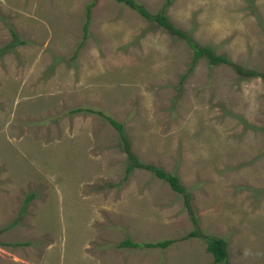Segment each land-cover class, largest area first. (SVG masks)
<instances>
[{
	"label": "rangeland",
	"instance_id": "1",
	"mask_svg": "<svg viewBox=\"0 0 264 264\" xmlns=\"http://www.w3.org/2000/svg\"><path fill=\"white\" fill-rule=\"evenodd\" d=\"M135 1L229 63L117 0H0V49L25 42L0 50V264H223L207 236L264 264V81L235 68L264 72V0ZM107 116L197 224L153 171L126 176Z\"/></svg>",
	"mask_w": 264,
	"mask_h": 264
},
{
	"label": "trees",
	"instance_id": "2",
	"mask_svg": "<svg viewBox=\"0 0 264 264\" xmlns=\"http://www.w3.org/2000/svg\"><path fill=\"white\" fill-rule=\"evenodd\" d=\"M117 1L126 3L127 5L132 7L133 9L138 10L139 13L143 17L147 18L148 20H151V21L155 20L160 25L167 28L171 33L185 38L195 51V61L198 60V58L201 56H206L209 59V61L213 64L229 63L227 57L225 55H222V54H217L215 52V50L212 48V46H201V47L198 46L192 40V38L188 35V33L182 31L181 29L176 28L175 26H173V24L169 20V16L165 12V10H162L161 12H159L157 14H152L145 7H143L142 5L137 3L135 0H117ZM168 3H171V0H169ZM166 5H168V4H166ZM86 30H87V25H85V31ZM11 32H12L13 37L15 38L14 41L12 40L11 42L8 43V45L2 47L0 49L1 51H6L7 48H11L16 43H17V45H21V44L25 43L24 41H22L18 38V35L14 30L11 29ZM235 68L237 69V71L239 73H242L243 75H245L247 77H249V76L250 77L260 76L263 78V81H264V72L259 73V72H256L254 70H246L245 68H243L239 65H236ZM82 110H83V108H77V109L72 110V112H78V111H82ZM88 111H91V109H88ZM92 111H94V110H92ZM107 118L118 129L121 137L123 138V140L125 142V149H126L128 155H129V158L131 160V163H129V165L127 167V174L128 175H126V176H129V174L132 172V170L135 167H144L146 169L153 171L156 176H158L159 178L169 182V184L171 185V187L174 191H177L181 195L184 196L185 206L192 213V219H193L194 223L197 224L198 220H197V217L195 216V214L193 213L194 210H193L192 205H191L190 192L188 191V189L185 186L182 185L179 176L176 173L167 172L163 168L158 167V166H154L153 164H143L137 158V156L133 153L123 124L116 121L114 118H112L110 116H107ZM33 197H34L33 193H29V195L26 199V204L24 205V208L27 206V204L30 202V200ZM191 235L201 236L200 230L195 229L194 231L191 232ZM205 240L207 241L208 251H210L214 255V261L215 262L223 263V264H230L228 261V258H229V251L227 248L228 242L225 238L207 236L205 238ZM170 243H171V240H164V241H158V242H153V243L149 242V243H146V246L167 247ZM141 245H142L141 242H134L129 238L125 239L121 244V246H128V247L129 246L130 247H140Z\"/></svg>",
	"mask_w": 264,
	"mask_h": 264
}]
</instances>
